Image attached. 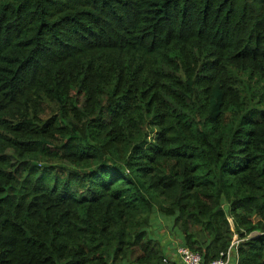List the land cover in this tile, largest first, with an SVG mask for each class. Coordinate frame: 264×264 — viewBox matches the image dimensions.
<instances>
[{"label":"trees","instance_id":"trees-1","mask_svg":"<svg viewBox=\"0 0 264 264\" xmlns=\"http://www.w3.org/2000/svg\"><path fill=\"white\" fill-rule=\"evenodd\" d=\"M160 215L264 264V0H0V264H173Z\"/></svg>","mask_w":264,"mask_h":264},{"label":"rangeland","instance_id":"rangeland-1","mask_svg":"<svg viewBox=\"0 0 264 264\" xmlns=\"http://www.w3.org/2000/svg\"><path fill=\"white\" fill-rule=\"evenodd\" d=\"M153 135L154 134H151L149 138H153ZM171 225V220L168 218H165L161 215L158 217L154 216L151 234L159 235L160 233V235L163 237V244L168 246V258L173 260V264H181L179 257L177 258V250L181 245V239L177 233H172L170 231Z\"/></svg>","mask_w":264,"mask_h":264},{"label":"built area","instance_id":"built-area-1","mask_svg":"<svg viewBox=\"0 0 264 264\" xmlns=\"http://www.w3.org/2000/svg\"><path fill=\"white\" fill-rule=\"evenodd\" d=\"M239 243V240H235L226 253H222L217 260H214L211 263L204 262L200 254L183 246L178 248L177 257H179L181 264H238V261H235L234 253L237 252Z\"/></svg>","mask_w":264,"mask_h":264},{"label":"crops","instance_id":"crops-1","mask_svg":"<svg viewBox=\"0 0 264 264\" xmlns=\"http://www.w3.org/2000/svg\"><path fill=\"white\" fill-rule=\"evenodd\" d=\"M178 258V257H177Z\"/></svg>","mask_w":264,"mask_h":264}]
</instances>
